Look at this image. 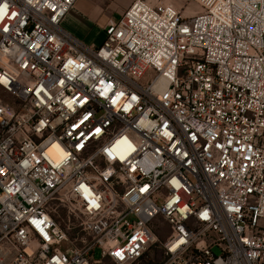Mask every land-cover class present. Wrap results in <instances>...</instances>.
Segmentation results:
<instances>
[{
    "label": "built area",
    "instance_id": "built-area-1",
    "mask_svg": "<svg viewBox=\"0 0 264 264\" xmlns=\"http://www.w3.org/2000/svg\"><path fill=\"white\" fill-rule=\"evenodd\" d=\"M76 1L0 0V264H264V0Z\"/></svg>",
    "mask_w": 264,
    "mask_h": 264
},
{
    "label": "rangeland",
    "instance_id": "rangeland-1",
    "mask_svg": "<svg viewBox=\"0 0 264 264\" xmlns=\"http://www.w3.org/2000/svg\"><path fill=\"white\" fill-rule=\"evenodd\" d=\"M131 0H80L75 9H71L62 21V26L73 35L88 45H99L105 37L103 27L111 20H116ZM151 2H162L172 4L184 18L190 17L202 10L197 0H149ZM120 10V11H119ZM58 219L62 223L66 221V212L58 208ZM168 233L166 226L165 233L158 236L160 241L165 239ZM75 231H72L73 237ZM72 239L65 243V247H72ZM217 252V249H214ZM94 257L100 258V249L96 248ZM162 259V253L158 247L151 246L142 259L132 264H158ZM6 264H9L6 262ZM102 264H116L108 258Z\"/></svg>",
    "mask_w": 264,
    "mask_h": 264
},
{
    "label": "snow or ice",
    "instance_id": "snow-or-ice-1",
    "mask_svg": "<svg viewBox=\"0 0 264 264\" xmlns=\"http://www.w3.org/2000/svg\"><path fill=\"white\" fill-rule=\"evenodd\" d=\"M7 5L4 6V8H0V14H2L4 12V10L6 9ZM85 119H87V117H85ZM97 131H99V129H97ZM205 218L207 217V213L204 214ZM115 255L119 256L120 253L117 252Z\"/></svg>",
    "mask_w": 264,
    "mask_h": 264
},
{
    "label": "crops",
    "instance_id": "crops-1",
    "mask_svg": "<svg viewBox=\"0 0 264 264\" xmlns=\"http://www.w3.org/2000/svg\"><path fill=\"white\" fill-rule=\"evenodd\" d=\"M78 2H80V0H77V1H76L75 5H74V7H73L72 9H75V8L77 7ZM119 11H120V10H119ZM68 13H69V12H68ZM68 13H67V14H68ZM65 17H66V16H65ZM64 19H65V18H64Z\"/></svg>",
    "mask_w": 264,
    "mask_h": 264
}]
</instances>
